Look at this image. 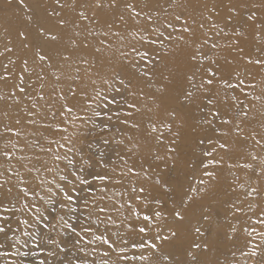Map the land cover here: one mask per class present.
Here are the masks:
<instances>
[{"label": "bare ground", "instance_id": "obj_1", "mask_svg": "<svg viewBox=\"0 0 264 264\" xmlns=\"http://www.w3.org/2000/svg\"><path fill=\"white\" fill-rule=\"evenodd\" d=\"M24 4L27 7L19 0H0V53H6V59L20 50L18 69L25 72L23 68L38 63L49 74L59 100L55 107L66 114L62 121H46L43 126L57 127V148L92 136L84 117L93 114L101 98L108 101L97 114H111L132 103L127 93L144 95L133 100V107L125 106L129 114L106 119L105 129L115 130L102 136L107 147L104 166L86 165L82 179L64 172L67 180L59 182L57 170L47 161L38 163L35 157L17 169L0 154V212L11 216L14 233L2 230L0 221V264H10L23 253L17 247L23 236L48 226L61 206L77 214L65 232L55 228L62 232V246L84 242L82 256L98 254L100 264L128 230L143 239L153 238L157 245L139 251L148 255L145 264H253L258 248L254 236L264 226V0H24ZM185 27L191 31H183ZM154 33L163 35L148 36ZM147 36L155 41L154 47L141 43ZM139 48L148 52L146 61H133L130 70L124 61L133 59ZM79 53L90 63L87 70L72 65ZM192 53L196 60L190 58ZM40 55L51 59L41 61ZM208 79L213 80L211 86ZM131 81L138 87L129 88ZM187 93H192L191 99ZM11 107L0 101V153L5 151V130L27 121L22 115L19 122H4ZM24 134L17 146L30 139ZM16 147L14 160H20ZM72 164L70 170L77 168ZM84 189L97 191L95 199L81 196ZM64 193L72 201L65 202ZM144 195L143 207L138 199ZM138 210L143 215H137ZM146 215L151 220L146 221ZM78 219L93 232L75 234ZM141 227L147 229L143 234L138 233ZM172 231L178 233L177 239L171 237ZM102 236L107 244L97 243ZM197 243L200 249H195Z\"/></svg>", "mask_w": 264, "mask_h": 264}, {"label": "rangeland", "instance_id": "obj_2", "mask_svg": "<svg viewBox=\"0 0 264 264\" xmlns=\"http://www.w3.org/2000/svg\"><path fill=\"white\" fill-rule=\"evenodd\" d=\"M159 34L160 33L158 34L154 33L152 35L148 34V36L152 38H157ZM148 36L146 38L147 42H145L144 39L141 40V43L146 44V46L149 47H154L155 43H152L153 40L148 38ZM139 50H138L139 52L137 51L135 53L133 59L126 57L124 61V65H131L132 67L133 61L139 59L145 62L146 59L144 58V56H147L148 52L147 54H145L146 51L144 49L139 48ZM20 52H21L20 50L16 53L12 52V54H9L6 57V59L3 58L5 57L4 55L6 53L3 52L2 55H0V101L8 104L9 107L12 106L11 111L13 110L11 112V115L9 117L7 116L3 121L8 122V124H12L14 122L21 121L23 116L27 117V121L25 123H22L23 125L21 124L20 128H18V124H12L10 125L11 127H9V129L5 130V135L7 137V140H5L3 144L4 145L3 150L5 151L0 153L4 156V158L2 159L5 160L7 164L12 163L11 164L12 166H14L15 164L17 169L18 168L21 169L24 163H28L30 159H33L35 157L38 163H41L42 161H47L46 163L48 164L50 163L51 165L54 166V169L57 170V173L55 174L56 177L55 179L59 182H65L67 180L65 178L66 175L63 174L64 172H68V175L71 174L74 177L76 176L77 178H80L81 176H85L83 175V168L86 165H93L94 163L97 169L103 168L105 163L104 159L106 157V155L103 154V151L105 152L107 147L105 148V145H103L104 142L101 141L102 136H104V134L107 132H111V130L112 131L115 130V129H109L107 127H106L107 129H105V126L108 125L107 122L108 120L106 121V119L113 114L115 115L129 114V111L128 113L127 111H125L126 107L128 109L130 107H133L134 106L133 100L137 99V96H139L140 98L144 94L133 95L132 93H127L126 98L127 100L128 98L132 99L131 101L132 103L131 104L125 103L123 105L124 106L123 108H125V110H122L118 113L113 112L111 114H107V113L97 114L98 112H100V109H98V107H101L105 102L108 101L107 98H101V100H99L98 103H96V107L94 109L95 111L94 110L92 111L93 114H87L84 117L85 120L83 123L85 124L86 128H88V131L89 129H92V133H91L92 136L82 138L81 140H77L71 145L63 144L59 148H57L54 145L55 141L57 140L55 137V130L57 129V127L53 126V128L47 130L46 128H43V126H45L46 121L56 122L57 119H61L62 121L63 118L66 117V114L61 113V109L58 108L57 106L55 107V102L56 103L59 102L58 95L56 92L51 90L52 83H51V78H49V74L46 72L44 73L40 68H38L36 66L38 65V63L33 64L34 66H32L31 68L29 67L23 68L24 70L26 69L25 72H22L21 69H18L15 66V65H20L19 63L21 62V57L17 55ZM73 59L74 62L72 63V65L75 66L74 67L75 70H79V69L87 70V67L85 65H89L90 63L87 62L85 56L82 55V53H79ZM141 68H143V65ZM119 82L120 84L122 83L121 80ZM134 85L135 84L133 83V81H131V84L128 87L131 89L138 87ZM55 86L58 87L57 84ZM21 88L24 89L23 92L20 91ZM72 88L70 87V93L68 94L67 97H70V95L72 94L71 91ZM74 118L80 119L81 121L80 116ZM25 132L31 135L30 139L23 140L22 141L23 143H21L22 146L19 145L17 146L16 145L18 143L17 140H19V138L23 139L27 136L26 134H24ZM127 136H129V134H127ZM40 137L42 138V140ZM205 137L206 136L204 135V138ZM14 146L15 147L17 146L16 147L18 150L17 157L20 160H14L16 155L15 153L17 152ZM71 153L75 154L74 158H72L73 156H71ZM206 154L208 155L209 152H207ZM53 159H55L56 162H53L52 161ZM72 162L78 165L77 168L74 167V170H70L73 165ZM1 164L2 163L0 162V165ZM17 169H15V174H17L16 173L18 171ZM82 178L83 177H81V179ZM92 180H95V177L90 179V181ZM72 183L75 182L73 181ZM67 184L69 185L68 182ZM76 186L79 185L76 184ZM99 188L100 190L108 189V187H99ZM96 192L97 191L94 192L88 189H84L81 192V196L88 194V198L89 199L91 198L93 200L95 199L94 193ZM62 197L64 198V201L67 203L72 201L73 199L72 197L68 196V194L65 193L62 194ZM0 198L1 199L3 198L2 195H0ZM82 200H84L82 201L83 203L88 202L86 199H82ZM146 200L147 197L145 195L140 196L138 199L140 205H142L143 207L144 204L146 203ZM262 204L264 208V201ZM58 210H59L58 213L57 214L55 213L53 215V221H51V223H49L48 226L39 228L38 231L34 232L33 235L23 236L22 239L23 241L17 244V247L19 249H23V253L16 255L14 258H12L10 264L11 263L17 264L16 259L18 258L23 259V262H21V264H100L98 254H95L93 258L90 256L89 257L82 256L81 254L83 249L82 243L84 242L74 243L72 246H67V247L62 246L63 241H61V239H64L61 237L62 232L57 231L55 228H60L62 229L61 231L69 229L72 225L70 220L73 219L72 217L76 213H74V211L70 209H67L66 206H61ZM2 212H0V221L3 222L2 224L3 227L1 229L4 231L9 230V233L13 235L14 234L12 232L13 227L11 226L13 221H11V216H5V214H3ZM137 215H143V212L138 210ZM55 216L57 219L55 218ZM85 225L86 224L82 223L81 219H78L75 227L77 228L75 234L82 232H87V233L93 232V229L91 228L85 229ZM51 227H53V230L50 231ZM138 233L140 232L138 231ZM103 238L104 237L102 236L101 239L97 241V243L107 244V241H105ZM141 240L144 239L143 237H141L140 234H136L132 231L129 232V230L125 231L120 237L117 238L115 246L111 247V249L106 253L107 254L106 256H108V260L105 261L106 263L103 262L102 264H131L132 262H136L137 264H145L148 255L146 253L142 255L141 253H139V251L143 248L140 247L138 244V242ZM254 240L256 242L254 246L255 247L257 246L258 248H257V257L253 264H264V226H262L258 234L254 236ZM97 243L94 242L92 244H97Z\"/></svg>", "mask_w": 264, "mask_h": 264}, {"label": "snow or ice", "instance_id": "obj_3", "mask_svg": "<svg viewBox=\"0 0 264 264\" xmlns=\"http://www.w3.org/2000/svg\"><path fill=\"white\" fill-rule=\"evenodd\" d=\"M59 2V0H57V3ZM19 4L20 5H22V6H24V7H27V5H25L24 4V0H19ZM128 7H132V5H128ZM81 15H83V14H81ZM137 15H139V13H137ZM85 19H87V17H85ZM149 19H151V17H149ZM29 20H31V16H29ZM177 20H179V17H177ZM63 23V22H62ZM187 22L185 21V24H186ZM173 25L171 24V23H169V25H168V27H172ZM202 26V25H201ZM183 31H185V32H188V31H191V29L190 28H188V27H185L184 29H183ZM45 33L43 32V30H41V35H44ZM21 35H23V33H21ZM159 35H163V33H160ZM169 36L171 37V34H169ZM182 38V37H181ZM51 39L53 40V41H55L56 39H57V37L56 36H51ZM152 43H155V41H152ZM213 47H216V45L215 44H213L212 45ZM8 51H11V49H7ZM97 51H99V49H97ZM145 54H147V52L145 53ZM0 55H2V53H0ZM190 58L192 59V60H196V54L195 53H192L191 54V56H190ZM39 59L41 60V61H47V60H50L51 58L50 57H46L45 55H40L39 56ZM50 67H52V65H49ZM128 68L131 70V65H128ZM134 71V70H133ZM147 73H145V75H146ZM213 76L215 75L214 73L212 74ZM123 82V81H122ZM206 84L208 85V86H211L212 84H213V80L212 79H208L207 81H206ZM226 87H234L233 85H231L230 83H226V85H225ZM199 87H201V88H203V87H205L204 86V84H201ZM206 91H207V89H205ZM20 91L21 92H23L24 91V89L23 88H21L20 89ZM187 96H188V98L189 99H191V97H192V93H187L186 94ZM209 103H212V100L211 99H209V101H208ZM216 115H219V112H217L216 113ZM230 121H227V120H225L224 121V123H229ZM221 147H224V145H221ZM170 151H174V149H170ZM209 155H211V153H209ZM206 175H208V176H212L213 175V173H211V172H206L205 173ZM141 191H143V189H141ZM155 215L157 216V217H161L162 216V213L161 212H159V211H157L156 213H155ZM175 216L177 217V219H179V220H182L183 219V217L180 215V213L179 212H177V213H175ZM144 219L147 221V220H151V216H145L144 217ZM147 230L145 229V228H143V227H141L140 229H139V232L140 233H145ZM196 231L199 233V231H200V229L199 228H197L196 229ZM171 237L173 238V239H177L178 238V233L176 232V231H172L171 232ZM156 238H160L159 237V234H157V237ZM152 239L153 238H151V237H148V238H146V239H144V240H141V241H139L138 242V244H139V246L140 247H145V246H147V247H150V248H153V249H155V248H157V245L155 244V243H153L152 242ZM162 239H164V240H168L169 239V237H167V236H165V237H163ZM134 243H136V242H134ZM194 247H195V249H200L201 248V244H199V243H197V244H195L194 245ZM191 257H192V261L193 262H196V260H197V257L192 253V252H189L188 253ZM255 254V253H254Z\"/></svg>", "mask_w": 264, "mask_h": 264}]
</instances>
